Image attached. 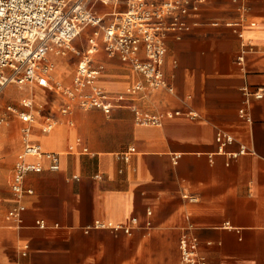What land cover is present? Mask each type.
<instances>
[{
	"label": "crops",
	"instance_id": "1",
	"mask_svg": "<svg viewBox=\"0 0 264 264\" xmlns=\"http://www.w3.org/2000/svg\"><path fill=\"white\" fill-rule=\"evenodd\" d=\"M245 4L242 39L226 25L239 17L232 0H206L190 31L166 36L160 69L171 92L151 90L142 75L103 50L94 54L93 67H103L97 84L110 97H123L109 114L75 106L62 115L66 100L50 88H6L0 95V264H181L183 234L197 239L206 264H264V98L251 102L249 122L239 116L242 88L264 87V0ZM81 40L74 45L84 51ZM243 45L251 52L240 66ZM80 57H49L57 84L71 85ZM23 99L33 100V108H24ZM133 108L160 116L161 125L139 124ZM26 112L33 123L20 120ZM175 112L180 115L168 116ZM48 118L55 126L44 133ZM219 131L234 139L226 154L218 153ZM26 139L56 154L59 169L28 157L41 171L27 173L23 186L32 193L18 198L12 185ZM242 146L246 153L227 155ZM19 206L17 221L9 213Z\"/></svg>",
	"mask_w": 264,
	"mask_h": 264
},
{
	"label": "built area",
	"instance_id": "2",
	"mask_svg": "<svg viewBox=\"0 0 264 264\" xmlns=\"http://www.w3.org/2000/svg\"><path fill=\"white\" fill-rule=\"evenodd\" d=\"M206 0H0V95L11 85L22 87L26 84L47 87L62 96L66 103L60 109L62 115H70L75 106L83 110L99 109L109 114L113 108L119 107L123 97H110L98 84L102 66L93 67V55L103 50L109 58H118L128 64L134 71L142 75L151 90L166 89L171 92L161 72V64L165 55L164 41L168 34L179 38L180 33L188 32L192 25L190 20L199 12V6ZM237 5L238 19L226 23L234 29L242 39L241 28L247 12L245 0H232ZM109 8L101 12L100 8ZM196 25V24H194ZM87 34L84 51H79L74 42L83 34ZM251 49L242 46L237 57L240 66L245 63V56ZM70 53L80 55L76 72L69 87L51 85L53 64L49 60L51 54L67 56ZM137 86L135 89H139ZM244 106L239 116L250 121L248 107L253 100L264 98V87L254 90L249 85L242 88ZM24 108L32 109L33 100L23 99ZM136 120L141 125L159 126L161 117L143 114L133 108ZM179 116V112L168 114ZM23 123H33L29 112L20 113ZM190 118L196 114L190 113ZM42 128L49 133L55 126L52 118ZM26 136L29 127L24 128ZM234 141L225 132L216 134L218 153L226 154L225 147ZM241 147L238 153L227 154L231 158L246 153ZM28 157L37 160L45 158L51 162V170H58V156L42 151L38 143L29 139L24 141L23 151L18 155L15 166L12 190L21 198L25 193V176L29 172H40L39 163L30 164ZM190 202L197 198L184 196ZM23 207L9 213L10 218L19 221ZM151 215V212H148ZM137 225V220H132ZM44 227L43 222H38ZM149 226V224H148ZM103 225L96 224L95 228ZM111 227V226H109ZM115 230H123L130 234L129 227L118 226ZM181 264H206V259L198 250V241L191 235L183 234L179 240Z\"/></svg>",
	"mask_w": 264,
	"mask_h": 264
},
{
	"label": "rangeland",
	"instance_id": "3",
	"mask_svg": "<svg viewBox=\"0 0 264 264\" xmlns=\"http://www.w3.org/2000/svg\"><path fill=\"white\" fill-rule=\"evenodd\" d=\"M101 11V10H100ZM82 38V40H86V38H87V34H83L81 37H80V39ZM81 40V42L80 43H83V41ZM85 42V41H84ZM81 45V44H80ZM49 57H60V56H56V55H53V54H51ZM50 59V58H49ZM51 63L53 64V62L51 61ZM53 70H54V68H53ZM51 80H52V82H51V85H54V84H57L58 82H56V80H55V77L54 76H52L51 77ZM57 85H61V84H57ZM62 86V85H61ZM12 95H14V96H17L18 94L17 93H14V94H12Z\"/></svg>",
	"mask_w": 264,
	"mask_h": 264
},
{
	"label": "bare ground",
	"instance_id": "4",
	"mask_svg": "<svg viewBox=\"0 0 264 264\" xmlns=\"http://www.w3.org/2000/svg\"><path fill=\"white\" fill-rule=\"evenodd\" d=\"M57 82V81H56Z\"/></svg>",
	"mask_w": 264,
	"mask_h": 264
}]
</instances>
